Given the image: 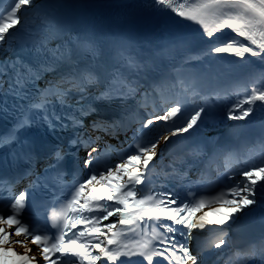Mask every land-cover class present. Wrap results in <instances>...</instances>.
I'll return each instance as SVG.
<instances>
[{
	"label": "snow or ice",
	"instance_id": "6c2138e0",
	"mask_svg": "<svg viewBox=\"0 0 264 264\" xmlns=\"http://www.w3.org/2000/svg\"><path fill=\"white\" fill-rule=\"evenodd\" d=\"M76 7L58 2L47 12L39 0L0 7V148L12 160L0 171V264H204L191 248L194 230L209 234V252L235 248L240 264H264V232L243 245L228 236L238 214L264 209V156L219 172L215 195L190 176L204 149L216 147L201 135L209 124L239 136L264 114V72L253 74L250 59L264 65V0H145L148 14L183 33L181 44L162 51L102 40L69 11ZM177 47L186 54L181 68L162 59H174ZM220 54L238 58L227 86L205 77L162 91L188 60L210 69ZM185 141L190 151L164 164V150ZM73 174L69 197L37 200ZM46 204V215L34 218ZM216 255L219 264L223 253Z\"/></svg>",
	"mask_w": 264,
	"mask_h": 264
},
{
	"label": "bare ground",
	"instance_id": "6f19581e",
	"mask_svg": "<svg viewBox=\"0 0 264 264\" xmlns=\"http://www.w3.org/2000/svg\"><path fill=\"white\" fill-rule=\"evenodd\" d=\"M39 2L41 3H45L46 5H48L47 10H49L50 12L55 8V5L58 2H62V0H39ZM145 0H105V4L109 7V9L111 10H121V11H128V12H133L134 10H137L139 8H141V6L144 4ZM30 16H32L33 18H35L36 22L39 23V17H36L35 14L30 13ZM182 36L183 33H179L178 36L176 37V40L173 41L172 43H170L167 47V49L172 50L173 47L175 45H179L181 44L182 41ZM182 49L180 48H175L174 51L170 52V55H172L175 52H178ZM228 54H220L214 61L217 63V66L222 67L226 61ZM164 57H162L163 59ZM250 59L255 62V63H259L257 58L255 57H250ZM212 61V62H214ZM262 120H264V115L262 116V118H260ZM254 121H257V119H253L252 123ZM234 123H238V124H245L244 121H240V122H232L230 121L229 124H234ZM251 123V124H252ZM249 126V125H248ZM229 128L224 124L221 125H215L212 127H207L206 129L203 130V134H208L210 132H214L216 129L219 132H222V130ZM170 146V145H169ZM169 146L164 150V155L166 154V152L168 151ZM264 210V209H263ZM203 211H208V209H204ZM264 214V212H263ZM209 218H218L217 215L215 214H211L209 216ZM258 218H262L259 214H255L252 212H248L247 210H245L243 213L238 214V219L236 220V224L233 226V229L228 233L229 237H232L235 234H239V235H249L252 232H254V230L252 228H256L258 223H259V219ZM208 233H201V236L199 237L198 241L196 242V247L197 250L199 252H201V259L204 262V264H206L208 261H210L211 259H215L214 262H216L217 260V252H226V254L228 255L229 252H227L226 250L228 249H221V250H213L212 252H209L207 250V237H208ZM212 256V257H211ZM215 264V263H214ZM221 263V259L220 262ZM231 264H240L239 262H231Z\"/></svg>",
	"mask_w": 264,
	"mask_h": 264
},
{
	"label": "rangeland",
	"instance_id": "374dc122",
	"mask_svg": "<svg viewBox=\"0 0 264 264\" xmlns=\"http://www.w3.org/2000/svg\"><path fill=\"white\" fill-rule=\"evenodd\" d=\"M238 58H236V57H234V56H229L228 55V58H227V67H228V69H229V67H230V62L231 61H235V60H237ZM259 113V112H258ZM257 113V114H258ZM256 114V116L255 117H258V115ZM257 210V211H261V210H263V209H259V208H254L252 211H254V210ZM223 211V210H222ZM212 214H215V215H217V216H219V214H217V213H212Z\"/></svg>",
	"mask_w": 264,
	"mask_h": 264
}]
</instances>
